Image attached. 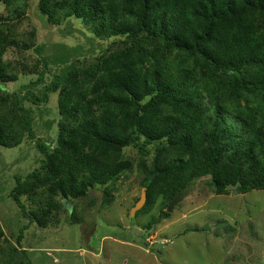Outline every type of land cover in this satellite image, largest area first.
Segmentation results:
<instances>
[{"label": "trees", "instance_id": "1", "mask_svg": "<svg viewBox=\"0 0 264 264\" xmlns=\"http://www.w3.org/2000/svg\"><path fill=\"white\" fill-rule=\"evenodd\" d=\"M38 6L54 24L74 17L93 24L98 37H122L97 62L72 61L40 95L27 93L38 104L59 91L54 150L35 137L19 96L13 95L18 111L0 110V146H19L25 135L37 140L44 158L28 180L47 184L51 199L60 197L57 210L63 200L84 199L132 170L123 156L132 145L155 152L151 165L143 164L142 212L160 195L172 200L207 176L217 194L237 184L242 194L264 191V0H41ZM6 22L0 15V27ZM9 47L29 51L34 45L0 36V82L35 74L5 62ZM156 56L165 57L163 64L147 68L144 62ZM79 74L96 84L89 88ZM17 180L11 197L24 218L43 227L49 212L27 210ZM111 202L105 189L103 203ZM168 217L162 212L147 226Z\"/></svg>", "mask_w": 264, "mask_h": 264}, {"label": "rangeland", "instance_id": "2", "mask_svg": "<svg viewBox=\"0 0 264 264\" xmlns=\"http://www.w3.org/2000/svg\"><path fill=\"white\" fill-rule=\"evenodd\" d=\"M40 1L0 2V15L8 21L0 27V36L17 35L34 45L29 51L9 47L3 59L35 72L20 74L14 82H0V110L18 111L13 95L19 96L22 103L18 106L29 111L35 137L54 150L60 136L59 91L50 94L48 103L38 104L26 99L27 93L40 95L72 61L79 66L97 62L122 37H98L93 24L74 17L54 24L41 13ZM172 55L178 60L176 53ZM45 59L48 67L44 69ZM164 59L149 57L144 64L152 69ZM43 69L45 75L40 77ZM79 80L89 88L97 81L88 77L86 82L81 74ZM9 96L13 99L5 101ZM36 141L25 135L19 146H0V264H264V191L217 194L211 177H203L189 187L170 217L149 227L153 218L167 211L171 200L160 195L151 209L142 212L145 204L130 218L144 189L143 164L150 166L155 153L153 146L146 147L150 151L146 155L132 145L123 149L132 170L116 182L92 190L84 199L63 200V207L57 210L60 197L51 199L47 184L28 180L44 158ZM17 179L27 210L41 216L43 209L49 212L43 227L24 218L11 197ZM105 189L112 194L108 205L103 203Z\"/></svg>", "mask_w": 264, "mask_h": 264}, {"label": "water", "instance_id": "3", "mask_svg": "<svg viewBox=\"0 0 264 264\" xmlns=\"http://www.w3.org/2000/svg\"><path fill=\"white\" fill-rule=\"evenodd\" d=\"M237 188H238V184L235 186L230 185V186H228L227 189L228 190H237ZM189 190H190V188L186 187L183 192H181L179 194H175L174 198L171 200V202L169 203V206L167 208L168 213H171L175 209V207L178 206L185 199V197L189 193ZM146 202H147V191H146V189H143L141 199L136 203L135 207L131 209L130 218H133L135 216V214L144 207Z\"/></svg>", "mask_w": 264, "mask_h": 264}]
</instances>
